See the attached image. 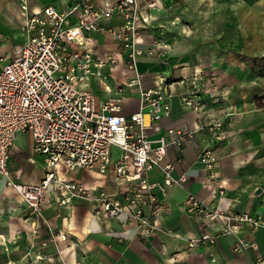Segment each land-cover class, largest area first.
<instances>
[{
  "label": "built area",
  "instance_id": "2783aa9c",
  "mask_svg": "<svg viewBox=\"0 0 264 264\" xmlns=\"http://www.w3.org/2000/svg\"><path fill=\"white\" fill-rule=\"evenodd\" d=\"M18 1L17 18L25 41L12 59L0 57V176L30 210V216L23 219L29 224L24 232L31 237L37 233L39 226L32 215H41L53 202L67 205L77 197L90 203L94 216L108 220L121 215L123 222L136 220L138 233L148 235L158 228V210L154 217L150 214L157 204L156 195L164 196L188 177V171L173 174L182 157L171 159L170 152L181 153L198 133H208L210 141H222L229 135L224 116L215 107L213 73L193 66L189 75H155L151 86L144 85L147 78L138 70V58L168 47L161 40L148 50L140 47V35L150 23L149 10L157 6L155 1L143 6L140 0H75L65 7L46 3L36 9L30 8L27 0ZM96 32L109 34L123 52V79L117 80L114 88L108 83V69L115 59L110 53L103 58L96 55L91 43ZM204 76H209V85L202 83ZM90 77L104 92L114 94L99 100L88 83ZM174 85L182 89L176 91ZM132 91L138 93V108L126 114L123 104ZM174 97L195 112V128L168 127L159 138L151 139L149 130L159 131L152 123L171 115ZM18 132L30 137L28 162L42 168L37 182H25L19 171L9 169ZM218 161L209 145L196 155L204 173L201 185L219 202L225 187L217 171ZM80 169L111 176L120 188V198L117 193L107 194L72 178ZM153 169L160 171L161 180H149ZM181 209L199 226H218L215 232L205 231L189 239L188 248L232 235L233 251L241 253L255 248V243L235 233L244 226L254 229L264 225V219L251 213L221 209L190 191ZM66 235L67 231L58 230L51 234V240H62ZM0 241L4 242L3 238ZM210 261L222 264L214 258ZM253 264H264V258L258 257Z\"/></svg>",
  "mask_w": 264,
  "mask_h": 264
},
{
  "label": "crops",
  "instance_id": "0c3cea01",
  "mask_svg": "<svg viewBox=\"0 0 264 264\" xmlns=\"http://www.w3.org/2000/svg\"><path fill=\"white\" fill-rule=\"evenodd\" d=\"M27 1L30 8H38L46 3L65 7L75 0ZM150 1H155L157 6L149 10L151 20L140 35V47L148 50L158 40L168 47L138 58V70L147 78L146 87L152 85L155 75L179 78L189 75L193 66L201 67L204 57L207 61L219 58V47L213 40L210 51L204 46L200 27H208L205 19L210 22L209 26L213 25L215 14L226 10L225 0H140L143 6ZM18 13V0H0V55L7 56H0L2 59L15 57L25 41ZM211 35L214 36V33L211 32ZM91 43L98 57L103 58L108 53L114 57L115 62L108 69V83L114 88L117 80L123 79V52L120 46L105 32L94 33ZM175 65L180 66L176 68ZM210 70L217 75L212 66ZM88 83L99 100L114 94L100 89L93 77L89 78ZM174 87L176 91L182 89L180 85ZM215 107L222 109L220 114L224 116L229 130L227 139L210 141L209 134L202 132L181 153L170 152L171 159L182 157L173 174L188 171V177L181 186L170 187L164 196L156 195L157 204L150 209V214L153 216L158 210L155 217L158 228L146 236L138 233L136 220L123 222L121 215L102 219L93 215L86 199L74 197L67 205L53 202L50 207L42 209L41 215H32L31 219H35L39 227L31 237L24 232L29 229V224L23 221L30 216V210L15 188L7 185L4 177L0 176V238L4 240L0 241V252H4L6 264L10 261V264H216L210 261L211 258L222 264H253L258 257L264 258V225L254 229L244 226L235 233L236 237L255 243V248H247L241 253L233 251L235 238L232 235H220L214 243L201 242L195 248L187 247L189 239L218 229L217 224L199 226L182 211L181 204L187 191L210 205L217 204L221 209L233 212H248L264 219V106L257 107L247 101L236 104L235 110L224 103ZM137 108L138 93L132 91L123 104V112L128 114ZM195 125V112L183 107L174 97L171 115L153 122L152 127H158L159 131L150 129L149 134L151 139L156 140L168 127L194 129ZM207 145L219 157L217 171L225 187L224 197L219 202L209 197L208 191L202 187L201 176L204 173L196 163L199 149ZM14 146L10 153L9 169L19 171L25 182H37L42 176V168L40 164L27 160L30 153L29 135L18 132ZM84 175L87 176L86 169H80L73 172L71 177L107 194L117 193L120 198V188L111 176L98 177L93 172V177L86 179ZM161 179L158 169L149 172L150 181ZM153 192L156 193V190ZM58 230L67 231L68 235L65 239L52 241L51 234H56ZM37 255L41 259L36 260Z\"/></svg>",
  "mask_w": 264,
  "mask_h": 264
},
{
  "label": "rangeland",
  "instance_id": "374dc122",
  "mask_svg": "<svg viewBox=\"0 0 264 264\" xmlns=\"http://www.w3.org/2000/svg\"><path fill=\"white\" fill-rule=\"evenodd\" d=\"M225 3L226 10L215 14L212 26L205 19L208 27H200L206 49L210 51L213 40L220 52L214 61L204 57L201 68L211 71L212 66L217 72L212 81L218 106L224 103L235 110L236 104L247 101L257 107L264 106V0H225ZM208 78L202 79L204 85L210 84ZM86 171V179L93 177V171ZM0 264H6L3 251Z\"/></svg>",
  "mask_w": 264,
  "mask_h": 264
}]
</instances>
